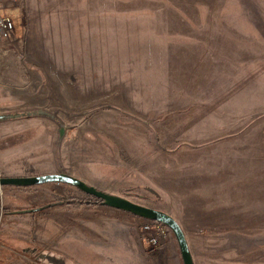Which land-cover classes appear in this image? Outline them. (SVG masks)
<instances>
[{
	"label": "rangeland",
	"instance_id": "rangeland-1",
	"mask_svg": "<svg viewBox=\"0 0 264 264\" xmlns=\"http://www.w3.org/2000/svg\"><path fill=\"white\" fill-rule=\"evenodd\" d=\"M5 6L19 11L0 54L8 66L20 33L28 83L2 103V176L72 174L173 215L195 264H264V0ZM49 212L85 237L131 235L148 264H184L168 226L151 245L143 226L154 220L62 182L0 187V264H44L51 248L75 257L81 231L45 238ZM110 239V258L94 264L128 256Z\"/></svg>",
	"mask_w": 264,
	"mask_h": 264
},
{
	"label": "crops",
	"instance_id": "crops-1",
	"mask_svg": "<svg viewBox=\"0 0 264 264\" xmlns=\"http://www.w3.org/2000/svg\"><path fill=\"white\" fill-rule=\"evenodd\" d=\"M19 11V8L17 7H0V17L4 16L9 17L11 20L13 18L9 15L14 14ZM20 32V31H19ZM22 36L17 34V37H14V46L15 47V54L11 58V63L7 66L3 60L2 54H0V69L5 68L6 73H4V76L0 79V113L7 112L10 110L9 106H5L3 103L6 99H22L24 96L22 93H9V88H12L15 85L20 86H26L27 85V73H25V63L22 61V56L20 55L19 51H21L24 48L25 43L22 40ZM23 84V85H22ZM2 87V88H1ZM50 216H47L44 218V225H45V238H52L59 236H64L65 234H68L72 229H76L77 233L79 230L81 231L79 233V237L76 239L75 245L77 247L75 250V257L71 255L67 250L64 249L61 252H58L56 250H52V248L49 250L43 249L44 251H47L43 253V257L45 260L43 261L44 264H94L98 259H101V257L105 258V260H108L110 257L108 250L109 248L103 247L100 245V241H103L104 243L108 244L110 242V237H119L122 239H119L123 241V246L126 247V251L128 253V256L125 258H119V264H122V262L125 264H148L149 260L151 258H148V254L145 250L139 246V243L137 241L131 242L132 236H124L121 234H115L113 232L112 236L109 234V230H106L105 233L102 235L98 234L95 239L94 234H89L85 237L82 232V227L77 225V222H71V220L65 219L66 217L62 216V212L58 217H53L52 213H50ZM69 222V223H68ZM58 225V226H57ZM121 236V237H120ZM64 238V237H63ZM130 241V244L128 245L127 242ZM72 244V243H71ZM70 244V246H71ZM129 247H128V246ZM50 247V246H49ZM48 248V247H47ZM114 255V254H113ZM112 255V256H113ZM116 259V256L114 255L111 260L113 263Z\"/></svg>",
	"mask_w": 264,
	"mask_h": 264
},
{
	"label": "water",
	"instance_id": "water-1",
	"mask_svg": "<svg viewBox=\"0 0 264 264\" xmlns=\"http://www.w3.org/2000/svg\"><path fill=\"white\" fill-rule=\"evenodd\" d=\"M10 114H0V119L9 118ZM64 128L61 127L59 130L60 136L64 134ZM47 182H62L74 185L89 195H93L102 200L103 205L106 204L110 207H114L121 210H126L132 212L138 216H141L146 219L159 221L166 226H168L171 231H173L178 243L181 257L184 264H195L194 258L192 257V252L187 243L185 232L183 231L182 226L170 213L157 209L150 206H145L143 204L134 202L128 198L118 196L115 194H110L106 191H103L93 185L84 182V180L66 173V172H55V173H46L38 175H28V176H1L0 177V187L3 185H17V186H32L41 183ZM34 210V209H31ZM42 256V255H41Z\"/></svg>",
	"mask_w": 264,
	"mask_h": 264
},
{
	"label": "built area",
	"instance_id": "built-area-1",
	"mask_svg": "<svg viewBox=\"0 0 264 264\" xmlns=\"http://www.w3.org/2000/svg\"><path fill=\"white\" fill-rule=\"evenodd\" d=\"M18 2V0H11ZM14 21L9 17L1 16L0 17V41L4 42L8 39H11L13 36V32L15 29ZM2 175L0 174V177ZM144 232L148 233V242L151 245H159L164 242V238L166 236L165 226L163 223L159 221H154L152 223H147L143 226Z\"/></svg>",
	"mask_w": 264,
	"mask_h": 264
},
{
	"label": "trees",
	"instance_id": "trees-1",
	"mask_svg": "<svg viewBox=\"0 0 264 264\" xmlns=\"http://www.w3.org/2000/svg\"><path fill=\"white\" fill-rule=\"evenodd\" d=\"M36 211H38V209H36Z\"/></svg>",
	"mask_w": 264,
	"mask_h": 264
}]
</instances>
